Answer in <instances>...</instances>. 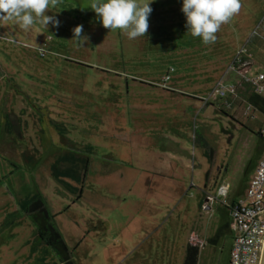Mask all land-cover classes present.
<instances>
[{
    "label": "rangeland",
    "instance_id": "374dc122",
    "mask_svg": "<svg viewBox=\"0 0 264 264\" xmlns=\"http://www.w3.org/2000/svg\"><path fill=\"white\" fill-rule=\"evenodd\" d=\"M182 2L151 0L136 39L104 28L90 0L46 12L58 27L0 21V264H62L18 205L36 191L72 264H182L193 227L197 264H228L231 233L210 239L262 157L264 113L245 111L252 86L231 108L216 88L247 39L264 34V0H241L209 45L187 32ZM77 25L86 40L73 38ZM256 38L238 64L248 78L264 72ZM69 150L89 159L80 182L52 173ZM221 184L227 195L201 209Z\"/></svg>",
    "mask_w": 264,
    "mask_h": 264
},
{
    "label": "clouds",
    "instance_id": "9594fccd",
    "mask_svg": "<svg viewBox=\"0 0 264 264\" xmlns=\"http://www.w3.org/2000/svg\"><path fill=\"white\" fill-rule=\"evenodd\" d=\"M61 0H0V21H11L24 31L34 24L59 26L54 16L46 15ZM151 0H90L86 6L94 11L99 22L108 30H120L129 39L145 37L148 18L152 12ZM241 0H183L181 11L186 18L187 32L200 37L203 44L216 42V33L239 13ZM83 26L73 29V38L86 40ZM9 42H14L9 40Z\"/></svg>",
    "mask_w": 264,
    "mask_h": 264
},
{
    "label": "built area",
    "instance_id": "2783aa9c",
    "mask_svg": "<svg viewBox=\"0 0 264 264\" xmlns=\"http://www.w3.org/2000/svg\"><path fill=\"white\" fill-rule=\"evenodd\" d=\"M39 51L43 54V48L40 47ZM246 53L247 48L243 45L234 56L233 60L236 64L231 65L232 69L238 70V64L244 61L243 57ZM245 79L252 86L255 94H264V72H257L255 76ZM236 89L234 83L219 82L216 93L221 98L228 95L235 96ZM251 109H254L253 106L247 102L245 111ZM217 191L216 196L211 198L213 201L225 197L228 186L221 184ZM227 208L232 231L228 264H259L264 242V149L248 181L244 196L232 200L227 204Z\"/></svg>",
    "mask_w": 264,
    "mask_h": 264
},
{
    "label": "trees",
    "instance_id": "16d2710c",
    "mask_svg": "<svg viewBox=\"0 0 264 264\" xmlns=\"http://www.w3.org/2000/svg\"><path fill=\"white\" fill-rule=\"evenodd\" d=\"M264 18L259 24V27L264 26ZM258 37L261 42L264 43V35L255 30V32L247 39L245 46L250 45L253 39ZM257 39V38H256ZM248 51V50H247ZM235 60L231 65H235ZM254 109H258L264 113V95L255 94L253 91L247 98ZM11 130V128H10ZM91 146H86L85 150L91 152ZM76 151H68L60 156H57L55 161L51 164L52 173L56 176H71L77 181H82L86 176L88 169L89 159L83 155H76ZM62 181V180H60ZM71 190H77V188L70 186L66 182L62 181ZM81 190L79 189V195ZM18 205L21 210L28 216L35 228V234L39 242L53 250L62 264H72L70 260V250L62 238L61 233L54 225L52 219L53 216L49 213L42 196L39 192H34L26 197L18 200ZM228 231V224H223L218 227L211 242ZM199 255V247L188 243L185 247V254L182 264H197Z\"/></svg>",
    "mask_w": 264,
    "mask_h": 264
},
{
    "label": "crops",
    "instance_id": "0c3cea01",
    "mask_svg": "<svg viewBox=\"0 0 264 264\" xmlns=\"http://www.w3.org/2000/svg\"><path fill=\"white\" fill-rule=\"evenodd\" d=\"M262 29L264 30V26H263ZM262 35H264V34H262ZM246 54L249 55V52H247ZM233 59H234V57H233ZM233 59H232V61H233ZM232 61H231V63H232ZM231 63L229 64V70L232 72V75H231V78H229L228 82H226V83H234L236 85L237 89H236V95L235 96L229 95V98L226 101L227 104L225 103L226 107H229V108L233 107L235 104H239V102L241 101L242 96H243L241 91L246 92V89H247L246 86H250V84L245 79L246 77L243 76V74L239 70H234V69L231 68ZM257 72H262V71H257ZM7 131H8V128H7ZM212 197L213 196L205 194L203 199H201V201H200V208L206 210V209H210L211 205L216 204L217 202L213 201L211 199ZM225 206L227 208V204ZM224 224H228V231L231 233V237H232V231H231V228H230V215H229V212H228V208H227L226 220H225ZM194 228L195 227H193L188 232V234H187V236L185 238V242H183V244L187 245L188 243H190V244H193V245H197L199 247L202 244L203 240L200 239L198 231H195ZM199 229L200 228L198 227L197 230H199ZM186 245H185V247H186ZM229 252H230V250H229ZM228 261H229V257H228Z\"/></svg>",
    "mask_w": 264,
    "mask_h": 264
},
{
    "label": "water",
    "instance_id": "95a60500",
    "mask_svg": "<svg viewBox=\"0 0 264 264\" xmlns=\"http://www.w3.org/2000/svg\"><path fill=\"white\" fill-rule=\"evenodd\" d=\"M259 264H264V242H263V246H262L261 258H260Z\"/></svg>",
    "mask_w": 264,
    "mask_h": 264
}]
</instances>
